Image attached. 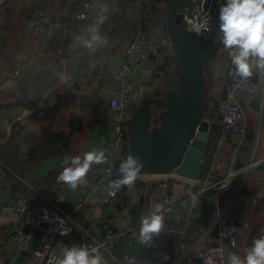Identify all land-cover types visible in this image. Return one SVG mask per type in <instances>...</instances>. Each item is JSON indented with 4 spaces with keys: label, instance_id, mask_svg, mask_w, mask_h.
Listing matches in <instances>:
<instances>
[{
    "label": "crops",
    "instance_id": "obj_1",
    "mask_svg": "<svg viewBox=\"0 0 264 264\" xmlns=\"http://www.w3.org/2000/svg\"><path fill=\"white\" fill-rule=\"evenodd\" d=\"M142 1L102 0L100 7L90 11L88 18L83 21L74 18L76 9L67 5L66 0H6L0 5V104H19L0 110V134L4 135L0 137V150H18L21 154L26 150L27 145L23 141L26 134L44 130L68 131L72 118L83 121L81 130L71 139V154H59L41 161L26 171L24 178L13 171L0 178V206L26 196L35 201V194H32L35 190L31 185L34 178H41L50 171L64 167L66 157L82 155L94 147L106 148L112 137L108 103L127 40L122 42L120 38L107 47L97 42L92 48L86 47L83 40L91 39L90 29L97 28L99 32V24L113 14L117 2H120L123 9L128 2L138 7ZM45 6L50 8L53 19L59 22L55 31L63 28V33L54 42L55 35L51 29L35 36L27 26L30 12ZM187 11L179 12L183 14ZM120 42L124 45L118 50L116 45ZM218 71L219 74H214L211 83L219 88L224 82L218 79L221 68H217ZM132 76L136 93V87L141 83L140 67L133 68ZM131 103H137L135 95H132ZM247 117L251 118L253 140L248 144V152L242 153L239 160L243 166L252 160L263 163L251 168L245 177L243 173L239 175L238 179L245 178L239 194L225 192L220 196L221 206L228 207L229 218L246 226L237 248H226V263L230 253L243 258L253 239L264 229L263 170L260 169L264 166V118L261 120L257 111H249ZM14 122L21 123L24 129L20 137L8 143ZM232 150L228 142L219 145L213 160V165L221 168L216 174L218 177L228 170ZM242 167L235 166L234 169L241 171ZM102 171L103 164L95 165L88 173L86 182L75 191L67 186L64 208L72 218L75 213H80V221L74 220L80 232L76 235L73 233L72 238L60 239L57 242L58 252L73 241L82 243L91 237L101 238L103 227L115 218L121 220L117 227L125 228L140 224L141 216L146 214L145 196L142 202L136 194L127 195V186L117 192V201L113 206H107L105 212L100 202L103 204L101 198L107 194L108 184H103L100 193L91 195L92 187L102 178ZM136 180L154 182L155 177L139 176ZM58 188L53 186L49 195ZM172 189L178 198L187 196L186 182H174ZM205 199L206 195L198 198L193 205L188 203L180 212L169 214L165 221L168 226L165 225L164 230L168 237L149 264H153L160 253L163 254L161 264H196V261L202 264L205 247L215 243L218 237L217 231L213 229L214 202L211 199V203L206 204ZM15 223L14 215L0 211V252L6 256V264H28L29 253L16 252L8 242ZM164 231L154 238L153 248ZM37 241L34 240L33 248ZM146 246L140 242L139 237L123 238L113 243L109 252L103 256L106 264H129Z\"/></svg>",
    "mask_w": 264,
    "mask_h": 264
},
{
    "label": "built area",
    "instance_id": "obj_2",
    "mask_svg": "<svg viewBox=\"0 0 264 264\" xmlns=\"http://www.w3.org/2000/svg\"><path fill=\"white\" fill-rule=\"evenodd\" d=\"M6 0H0V5ZM102 0H66L67 5L76 9L74 18L83 21L88 18V13L97 10ZM225 0H194L192 10L183 13L182 22L185 27L207 37L211 34L215 22L218 20L219 6ZM27 26L35 36L41 35L47 29L59 27V22L53 19L48 6L32 10L27 18ZM155 55L156 60L161 57L160 45L156 40H149L141 28H138L132 38L126 43L123 50L121 64L117 68L112 85V93L108 103L112 137L105 151L108 162L103 164L102 178L92 187V194H98L103 184H109L118 176L120 162L129 154L126 123L131 118L129 107L132 104V95L135 91L133 68L140 67L149 57ZM229 61L221 70L220 77L225 79L228 86L225 94L218 104L217 116L223 126L224 134L221 143L231 135L236 142L229 159V168L224 175L216 174L220 166L212 165L209 175L199 181H190L175 174L157 176L158 178L145 193L146 214L156 204L163 205L164 219L170 213L180 212L188 203L193 205L198 198L212 192V210L214 221L213 229L217 231V241L208 244L203 252L202 264H227L226 248L235 249L244 235L245 224L238 223L228 216V207L220 204V196L225 192L239 194L244 187L245 178L238 179L241 173L244 177L248 171L263 161L252 160L241 168L234 169L236 161L241 159V147L247 130V115L251 110V103L256 101L260 107L257 111L261 120L264 118V76L256 72L247 80L235 75L234 66L228 52ZM244 97V99H243ZM6 166L0 159V178L5 173ZM174 182H186L188 192L186 197L178 198L172 189ZM67 185H60L56 192L50 196H42L41 201H33L25 197L16 199L13 203L0 206V211L14 215L16 223L9 233L8 242L16 252L29 253L28 264H56L58 257L57 242L63 238H72L74 220L68 213L64 204L67 201ZM264 190V170L262 176ZM195 197V200H193ZM118 199L115 195L107 194L101 198L103 204L113 206ZM119 218L103 227L101 238L91 237L87 242L73 241L70 245H86L98 247L100 255L109 252L110 246L116 241L128 238L134 239L139 233V224L129 227H117ZM62 233H64L62 235ZM38 239L33 248L34 240ZM105 260V258H104ZM0 264H6V256L0 252Z\"/></svg>",
    "mask_w": 264,
    "mask_h": 264
},
{
    "label": "water",
    "instance_id": "obj_3",
    "mask_svg": "<svg viewBox=\"0 0 264 264\" xmlns=\"http://www.w3.org/2000/svg\"><path fill=\"white\" fill-rule=\"evenodd\" d=\"M194 0H171L166 6V19L162 25L164 41L173 49L177 59L176 91L166 97L167 108L158 116L159 126L150 131L152 119L151 92L144 94V99L128 126L129 154L137 156L143 162L139 176H167L175 174L190 181L202 178L203 157L207 153L208 136L212 125L204 119L207 98V86L203 67L220 50L217 42V20L209 36L188 30L182 22L180 10H192ZM155 55L150 54L140 66L142 86L150 87ZM19 104H0V110ZM128 154V155H129ZM236 168L243 166L237 160ZM264 170V166H261ZM154 182L136 180L132 188L127 187V195H138L144 201L145 189ZM212 192L206 193L205 203H211ZM106 212L107 205L100 202ZM59 256V252H58ZM160 253L153 264H161ZM200 264L199 261L195 262Z\"/></svg>",
    "mask_w": 264,
    "mask_h": 264
},
{
    "label": "trees",
    "instance_id": "obj_4",
    "mask_svg": "<svg viewBox=\"0 0 264 264\" xmlns=\"http://www.w3.org/2000/svg\"><path fill=\"white\" fill-rule=\"evenodd\" d=\"M170 1L171 0H143L138 7L130 5L128 2L123 9L120 2H117L113 9V14L107 20L99 24V35L102 40L105 41L102 43L103 47H107L113 43L115 44V41L120 40V38L123 39L122 42H125L126 40L128 41L132 38L138 28L142 29L149 40H156L160 45L161 57L154 61L152 70L151 87H153V91L151 92L150 98L152 112L150 131L155 130L159 126L158 116L167 108V94L176 91V67L178 63L172 47L164 41V36L162 34V25L166 19V6ZM68 24H70V22ZM51 31H53L55 35L53 38L54 42L56 37L63 33V28L60 27L57 31L53 28ZM120 43L116 45V49L118 50L124 45V43ZM216 56L217 54L203 67V75L207 86L204 119L211 123L212 131L208 136L207 153L203 157L204 170L202 178H206L209 175L214 162V156L216 155L224 134L223 126L217 116V110L219 101L225 94L228 84L226 80L221 77H218V79L224 82V84L219 88L215 87L213 83L210 82L215 76L213 70L209 68V64ZM211 89L220 90V93L217 91L218 96L216 100H214V103L209 106ZM137 109L136 104L130 105L129 113L131 118L137 112ZM131 118L126 123L127 132ZM82 125L83 121L81 119L72 118L70 120L68 131L50 132L44 130L40 133H28L23 138V141L27 145L26 150L22 151L21 154L18 150H0V159L4 162L7 168L5 169L4 174L13 171L20 177L24 178L25 172L39 165L41 161L59 154H63L64 156L71 154L73 151L71 139L75 133L81 130ZM23 129L21 123L14 122L12 134L8 143H13L18 137H20ZM3 136V134H0V137ZM252 140L251 118L247 117V130L241 147L242 153L246 154L248 152V144L252 142ZM225 142L230 143L232 149L236 145L235 139L231 135H227ZM62 170L63 167L55 169L45 176L34 178L31 181V185L35 190L32 191V194H35V201H41L42 196H50L49 194L53 186L55 187L64 184L57 180V177ZM26 197L28 198V196ZM73 220L80 221V213H75ZM165 225L168 226V223H165ZM78 232H80V230L74 225L73 233L76 235ZM167 237L168 233L164 231L156 247L153 248L154 243H152L151 246L143 248L139 254L135 256V264H149L157 255L158 251L162 249Z\"/></svg>",
    "mask_w": 264,
    "mask_h": 264
},
{
    "label": "clouds",
    "instance_id": "obj_5",
    "mask_svg": "<svg viewBox=\"0 0 264 264\" xmlns=\"http://www.w3.org/2000/svg\"><path fill=\"white\" fill-rule=\"evenodd\" d=\"M218 21L217 38L229 52L235 75L244 80L256 72L264 75V0H225L219 6ZM89 31L91 39L83 40L86 47L92 48L94 43L105 42L97 28ZM107 162L105 149L96 147L82 155L66 157L57 180L75 191L86 182L93 166ZM143 167L139 157L127 155L119 164L117 178L107 185L108 194L115 195L124 186L132 188ZM164 211L163 205L156 204L141 216L138 236L143 245L151 246L154 238L165 230ZM56 264H106V261L98 247L81 244L60 249ZM129 264H135V261ZM227 264H264V229L253 239L243 258L230 253Z\"/></svg>",
    "mask_w": 264,
    "mask_h": 264
},
{
    "label": "rangeland",
    "instance_id": "obj_6",
    "mask_svg": "<svg viewBox=\"0 0 264 264\" xmlns=\"http://www.w3.org/2000/svg\"><path fill=\"white\" fill-rule=\"evenodd\" d=\"M228 50H226L223 45H222V48H220V50L218 51L217 53V56L210 62L209 64V68H211L214 72V74L218 73L219 74V71L217 72V68L218 70L221 68V70L223 69L224 65L226 63H228ZM211 82V80H210ZM137 91L136 93L133 94V96L135 95V98L137 100V108H139V105L141 104V102L143 101L144 99V94L146 92H152L153 91V87H145V86H142V84L140 83L138 87H136ZM217 91L218 90H213L211 89L210 91V97H209V106L212 105V103H214V100H216L217 98ZM220 93V90L218 91ZM251 110L252 111H259L260 110V107L258 105V103L256 101H253L251 103ZM158 177H155V180L157 179ZM69 213V212H68Z\"/></svg>",
    "mask_w": 264,
    "mask_h": 264
},
{
    "label": "flooded vegetation",
    "instance_id": "obj_7",
    "mask_svg": "<svg viewBox=\"0 0 264 264\" xmlns=\"http://www.w3.org/2000/svg\"><path fill=\"white\" fill-rule=\"evenodd\" d=\"M218 45L222 48V44L219 43V40L217 39Z\"/></svg>",
    "mask_w": 264,
    "mask_h": 264
}]
</instances>
